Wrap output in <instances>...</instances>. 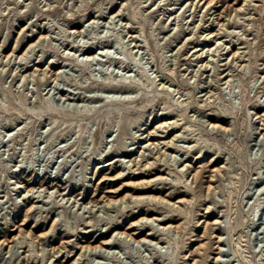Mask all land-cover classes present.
<instances>
[{
  "label": "rangeland",
  "instance_id": "rangeland-1",
  "mask_svg": "<svg viewBox=\"0 0 264 264\" xmlns=\"http://www.w3.org/2000/svg\"><path fill=\"white\" fill-rule=\"evenodd\" d=\"M204 1L0 0V264H264V0Z\"/></svg>",
  "mask_w": 264,
  "mask_h": 264
},
{
  "label": "bare ground",
  "instance_id": "bare-ground-1",
  "mask_svg": "<svg viewBox=\"0 0 264 264\" xmlns=\"http://www.w3.org/2000/svg\"><path fill=\"white\" fill-rule=\"evenodd\" d=\"M200 2H204V6H206V8H211L212 6H213V2H207V1H204V0H199ZM203 6V7H204ZM74 33H76V32H74ZM79 34H81V33H79ZM43 35V34H42ZM46 38V36L45 37H42V36H40V40H44ZM34 41V40H33ZM38 44H37V42L35 43V42H32L30 45H29V47H28V49H27V51L26 52H32L33 50H34V48H35V46H37ZM75 48V47H74ZM99 52H104V49L102 48V49H100V50H98ZM98 51H96V53H94V54H92L93 53V51H92V53L91 54H89V55H87V57L90 59V60H94L95 58H96V56H98L97 54V52ZM13 53H15V51L13 52ZM13 53L11 54V55H9L7 58L9 59V58H11L12 57V55H13ZM24 55L25 54H23L22 56H21V58L22 57H24ZM26 57V56H25ZM6 58V59H7ZM235 57H233V59H234ZM78 62V61H77ZM31 63V62H30ZM29 63V64H30ZM40 63H41V61H40ZM39 63V64H40ZM55 64L54 63H50L49 65H48V68L47 69H49V72H53L52 70L54 69V66ZM29 67H28V69H27V71H30V65H28ZM37 66H38V64L37 65H33V67H32V69H35V72L36 71H38V69H37ZM26 71V72H27ZM46 72H43V74H45ZM46 75V74H45ZM44 75V76H45ZM226 79V78H225ZM167 125H171V123H165V122H162L160 125H159V128H166V126ZM218 127H220V126H216V125H214L213 126V128H218ZM152 135V133L148 136V137H150ZM149 143V142H148ZM152 146H154L155 144L154 143H152L151 144ZM155 147V146H154ZM123 175H124V173H122ZM122 174H120V177L122 176ZM120 177H118V178H116V179H108L107 181H118L119 179H120ZM167 178V177H166ZM164 176H160V177H158L157 179H155V180H152V181H150V182H148V183H152V182H155V181H167V179H166ZM34 192V190H31V191H29L28 193L30 194V193H33ZM38 192V191H37ZM113 194H118V192H112ZM125 198V197H124ZM122 199L121 201H118V200H114V199H107L106 201H105V204H106V207H105V209L106 210H110V209H113V208H116V205H118V203H121V205L124 203V200L126 199ZM130 198H134V197H130ZM27 199H29L30 201H35V200H37L38 199V202H41L42 200H40L39 199V197H34V196H30V197H27ZM134 200L135 201H149V200H154V201H158L159 199H155V198H153V197H151V196H137V197H135L134 198ZM163 202H164V200H162ZM185 201H180L179 203H184ZM121 205L119 206V207H121ZM35 208H37V207H35ZM154 221H158L157 219H151V220H145V219H143V220H141V221H138V222H135V223H133L132 224V226L131 227H129L127 230L129 231V232H124V233H119V232H117V233H115V235L116 236H120L121 238L122 237H125V238H128V239H131L132 241H134L135 243H137V244H142V243H144V242H149V241H152V238H153V234H150V233H148L147 235H146V237H144V238H139L141 235H142V232L140 233V232H130V231H132V230H135V229H137L138 227H144V225H147V224H149V222L151 223V222H154ZM161 221V220H160ZM221 223H220V221L219 220H216L215 221V223H214V225L215 226H217V225H220ZM162 229V228H161ZM171 229H178L177 227H172V226H168V227H164L162 230L163 231H167V230H171ZM46 236L45 235H43L42 236V238H45ZM220 237V236H219ZM115 240V239H114ZM117 240V239H116ZM221 238H219V241L217 242V244L219 245V246H221ZM114 243H115V241H113V238H111V239H108V240H105V241H103V242H101V244L100 245H97V246H95V247H92L91 245H89V246H87V247H83L82 248V250L83 251H92V252H94V253H99V252H107V251H109L111 248H112V246L114 245ZM117 243V242H116ZM147 244V243H146ZM4 246V245H3ZM221 251V250H220ZM93 254V253H92ZM217 255V259H216V261H215V264H219L220 263V255H221V252H219L218 254H216Z\"/></svg>",
  "mask_w": 264,
  "mask_h": 264
}]
</instances>
